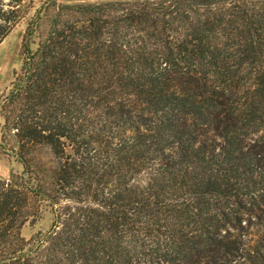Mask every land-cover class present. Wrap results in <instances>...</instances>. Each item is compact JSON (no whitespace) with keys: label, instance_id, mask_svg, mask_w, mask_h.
Masks as SVG:
<instances>
[{"label":"trees","instance_id":"obj_1","mask_svg":"<svg viewBox=\"0 0 264 264\" xmlns=\"http://www.w3.org/2000/svg\"><path fill=\"white\" fill-rule=\"evenodd\" d=\"M21 56L0 264H264V0H49Z\"/></svg>","mask_w":264,"mask_h":264},{"label":"rangeland","instance_id":"obj_2","mask_svg":"<svg viewBox=\"0 0 264 264\" xmlns=\"http://www.w3.org/2000/svg\"><path fill=\"white\" fill-rule=\"evenodd\" d=\"M49 0H28L29 6L26 16L14 27V29L0 42V96L7 93L10 83L13 81L15 72L21 66V46L27 23L30 18L36 15L37 11L42 9ZM45 22V21H44ZM43 22V23H44ZM45 29L42 25L41 31ZM32 45L33 49L36 47ZM3 120L0 119V179H7L11 174H21L22 165L15 158L9 149V145H13V141L3 139L2 137ZM51 224V216L49 213H43L39 220L26 223L21 229V235L24 239H30L37 232H45Z\"/></svg>","mask_w":264,"mask_h":264}]
</instances>
